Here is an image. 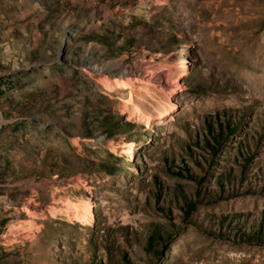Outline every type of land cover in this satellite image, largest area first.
Wrapping results in <instances>:
<instances>
[{
	"label": "rangeland",
	"instance_id": "1",
	"mask_svg": "<svg viewBox=\"0 0 264 264\" xmlns=\"http://www.w3.org/2000/svg\"><path fill=\"white\" fill-rule=\"evenodd\" d=\"M145 1L0 0V264H264V0Z\"/></svg>",
	"mask_w": 264,
	"mask_h": 264
},
{
	"label": "bare ground",
	"instance_id": "2",
	"mask_svg": "<svg viewBox=\"0 0 264 264\" xmlns=\"http://www.w3.org/2000/svg\"><path fill=\"white\" fill-rule=\"evenodd\" d=\"M143 6L145 8H148V5H147L145 0H143ZM85 72L89 76L95 77L98 81L99 80L102 81V82L104 81V86L108 87L109 89H122V90H127L128 89L129 92H130L129 93L130 100H133V97H134V94H135V93L133 94V91H134L133 84H135V83L142 84L143 86L145 85L147 87L151 86V85H154L153 82L159 83L160 85L162 83L164 87L159 86L160 90L159 89L158 90L161 91V92L162 91H167L165 93H171V95L175 94L178 91H180L177 88L178 87L177 83H178L179 79L182 80V78H183L184 67L181 68V72L178 73L177 78L172 83L169 82L170 77L172 76L171 75L172 74V70H169L166 67L158 68L155 71V73L153 72L154 75L150 72V70H148L147 67H145V66L139 67V68H137L138 74L132 72L131 75L127 76V77H121V76H116V75L109 76V75L105 74L104 71L91 72L89 70H85ZM262 77H264V75H262ZM151 81H153V82H151ZM144 92H145V89H144ZM136 117H137V120L140 121V122L141 121H143V122L146 121L147 125H149L150 122H151L149 119H146L141 114H138ZM166 117L167 116H165V118ZM164 120L165 119L163 118L162 121H164ZM121 150H122V153L125 154V156L128 158L129 161L133 159V154H134L133 145L122 147ZM60 209L64 210V212L68 216H73L74 220L79 221L82 218L88 220V218L85 215L89 214L88 211L90 210V206L87 205V203L82 206V205H77V204H74V203L67 202V203L64 204V206L60 207ZM83 210H85V213H83L85 215H83L81 213V212H84Z\"/></svg>",
	"mask_w": 264,
	"mask_h": 264
}]
</instances>
